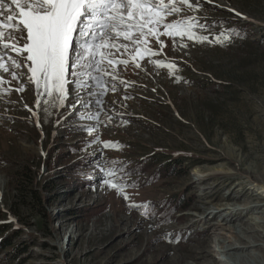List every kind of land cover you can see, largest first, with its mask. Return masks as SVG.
Returning <instances> with one entry per match:
<instances>
[{
    "label": "rangeland",
    "instance_id": "1",
    "mask_svg": "<svg viewBox=\"0 0 264 264\" xmlns=\"http://www.w3.org/2000/svg\"><path fill=\"white\" fill-rule=\"evenodd\" d=\"M201 4V11L181 15H196L212 34L239 35L223 47L186 41L187 49L161 37L165 55L154 59L175 60L182 82L147 59L145 70L130 64L121 76L135 82L127 92L133 99L121 100L122 86L109 93L105 109L124 115L98 132L88 134L84 127H96L95 121L79 119L82 109L69 107L41 112L38 127L24 107L35 104L33 85L0 100V225L9 227L5 234L16 238L19 251L26 249L7 264H232L225 247L236 243L242 226L264 235L261 213L229 212L264 199V0ZM152 47L159 46L153 41ZM97 138L120 149H105ZM148 157L176 167L170 178L130 190L132 202H147L150 215L128 208L102 183L105 168ZM82 160L88 162L83 169L64 172L63 164ZM83 181L89 186H80ZM239 192L255 196L238 199ZM175 196L191 206L162 216L159 203ZM89 208L91 219L78 214ZM251 249L246 253L264 256Z\"/></svg>",
    "mask_w": 264,
    "mask_h": 264
},
{
    "label": "snow or ice",
    "instance_id": "2",
    "mask_svg": "<svg viewBox=\"0 0 264 264\" xmlns=\"http://www.w3.org/2000/svg\"><path fill=\"white\" fill-rule=\"evenodd\" d=\"M201 9V0H0V100L33 85L35 104L24 107L38 127L41 112L51 115L52 109L69 107L82 109L77 112L79 119L95 121L96 127H84L88 134L98 132L100 125L107 127L124 115L115 108L105 109L109 93L115 94L122 86L125 94L121 100L133 99L127 92L135 82L121 76L130 64L145 70L141 61L147 59L157 69H169V75L182 82L176 75L175 60L154 59L165 55L167 44L161 37L171 39L173 48L187 49L186 41L223 47L239 35L230 29L212 34L196 15H181ZM229 11L247 19L234 9ZM171 16L177 19L169 21ZM205 32L209 34H202ZM153 41L158 48L152 47ZM70 85L74 95L68 105ZM117 103L113 101V105ZM95 142L105 149H120L111 141L97 138ZM103 172L102 183L115 190L128 208L148 209L147 202H132L130 190L138 187L136 182L128 183L133 173L116 168ZM173 242L180 241L169 240Z\"/></svg>",
    "mask_w": 264,
    "mask_h": 264
},
{
    "label": "trees",
    "instance_id": "3",
    "mask_svg": "<svg viewBox=\"0 0 264 264\" xmlns=\"http://www.w3.org/2000/svg\"><path fill=\"white\" fill-rule=\"evenodd\" d=\"M53 153H55L56 148L52 149ZM148 159H141L140 161H135V163L130 164L129 166L122 167L119 169H124L128 173H133L130 178H128V182L132 180V182H136L138 185L137 189H140L143 184H150V183H156L159 182L161 179H167L170 178L175 174V166L172 165V161H168L165 163L159 162L157 159H152L151 157ZM56 162V165H60L61 162L58 159ZM87 161H80V163L71 162L67 164H63L64 166V172H68L70 174H74V170L83 169L85 166H87ZM88 174V173H86ZM93 185L95 184V181H92ZM89 186L87 184V181H83V183H80V186ZM34 190L32 191V193ZM52 194V193H50ZM39 200L42 198L38 195L37 197ZM185 196H175L171 199H166L162 202H160V206L162 207V216L163 215H177L179 211H186L189 209V206H191V201H188V205H185ZM89 209H80L78 214H83L84 218L91 219V216H93L92 213H89ZM147 210H144L143 212H146ZM166 212V213H163ZM4 213V212H3ZM145 214V213H144ZM7 228L5 224L0 225V237L2 238L0 241V255H3L2 260H0V264L13 262V260H16L20 256L26 253V249L23 251H19L18 247L15 245L16 238L12 237L10 235H6ZM6 236V237H5ZM15 259H10V257Z\"/></svg>",
    "mask_w": 264,
    "mask_h": 264
},
{
    "label": "bare ground",
    "instance_id": "4",
    "mask_svg": "<svg viewBox=\"0 0 264 264\" xmlns=\"http://www.w3.org/2000/svg\"><path fill=\"white\" fill-rule=\"evenodd\" d=\"M261 171H263V170H261ZM252 173H254V171ZM233 191H235V188H234ZM248 191L250 192V191H253V190L250 188ZM239 193H240V195L238 196V199H241L243 197H246V198L248 197V199H252L253 200V198L255 196V195L249 194L247 192H239ZM228 198L231 199V197H228ZM235 199L236 198H234V200ZM244 209H246L247 211H251L252 214L261 213L262 215H264V199L261 198L257 202L246 203V204H244L243 207H238L234 211H229V212L237 214V213H242L244 211ZM226 211H227V209H223L219 213H223V212H226ZM249 228H247V227L245 228L247 230V232L244 230L243 226H242V228L239 229L238 232L236 230L237 234L240 233V235L236 234L237 235L235 237L236 238V243H234V244L232 243V247L231 248L225 247L226 248L225 255L228 257V259L231 261L232 264H264V256L262 257L260 252H258L260 255H255L254 252L252 254H249V253L247 254L246 253V252L249 251V249L251 250L250 252H252L251 248H253V247H259V249H257V250L262 251L261 253L264 254V246L261 245V244L264 243V235H260L259 233H257V230L256 231L255 230H250ZM251 229H253V228H251ZM262 233L264 234V232H261V234ZM244 234H248V235H244ZM259 242H261V243H259ZM223 248H224V246H223ZM254 250H255V248H254ZM257 250H256V252H257Z\"/></svg>",
    "mask_w": 264,
    "mask_h": 264
}]
</instances>
